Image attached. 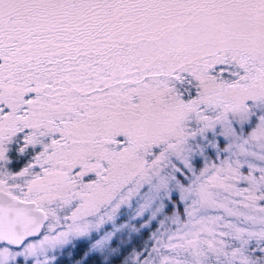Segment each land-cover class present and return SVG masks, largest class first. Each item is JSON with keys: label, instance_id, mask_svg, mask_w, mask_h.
I'll use <instances>...</instances> for the list:
<instances>
[{"label": "snow or ice", "instance_id": "snow-or-ice-1", "mask_svg": "<svg viewBox=\"0 0 264 264\" xmlns=\"http://www.w3.org/2000/svg\"><path fill=\"white\" fill-rule=\"evenodd\" d=\"M0 264H264V0H0Z\"/></svg>", "mask_w": 264, "mask_h": 264}]
</instances>
